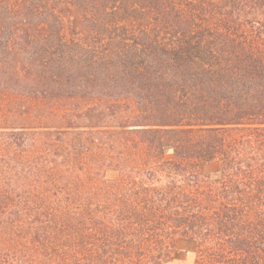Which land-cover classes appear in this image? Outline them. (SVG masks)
Instances as JSON below:
<instances>
[{
	"label": "trees",
	"instance_id": "trees-1",
	"mask_svg": "<svg viewBox=\"0 0 264 264\" xmlns=\"http://www.w3.org/2000/svg\"><path fill=\"white\" fill-rule=\"evenodd\" d=\"M177 239L264 264V0H0V264Z\"/></svg>",
	"mask_w": 264,
	"mask_h": 264
},
{
	"label": "rangeland",
	"instance_id": "rangeland-1",
	"mask_svg": "<svg viewBox=\"0 0 264 264\" xmlns=\"http://www.w3.org/2000/svg\"><path fill=\"white\" fill-rule=\"evenodd\" d=\"M71 138V139H70ZM72 141L78 144V138L74 135L68 136V142ZM221 168L219 161L207 163L204 167L205 173L211 177H215ZM118 172L110 168L106 172L108 178H114ZM173 259L165 264H194L195 260V243L186 239H177L174 247Z\"/></svg>",
	"mask_w": 264,
	"mask_h": 264
}]
</instances>
